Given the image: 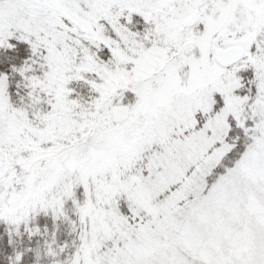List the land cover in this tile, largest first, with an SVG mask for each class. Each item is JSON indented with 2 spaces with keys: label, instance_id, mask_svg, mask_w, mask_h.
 Masks as SVG:
<instances>
[{
  "label": "snow or ice",
  "instance_id": "6c2138e0",
  "mask_svg": "<svg viewBox=\"0 0 264 264\" xmlns=\"http://www.w3.org/2000/svg\"><path fill=\"white\" fill-rule=\"evenodd\" d=\"M0 264H264V0H0Z\"/></svg>",
  "mask_w": 264,
  "mask_h": 264
}]
</instances>
